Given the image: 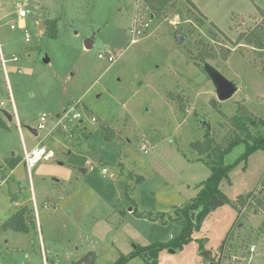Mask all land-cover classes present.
Listing matches in <instances>:
<instances>
[{
  "label": "rangeland",
  "instance_id": "obj_1",
  "mask_svg": "<svg viewBox=\"0 0 264 264\" xmlns=\"http://www.w3.org/2000/svg\"><path fill=\"white\" fill-rule=\"evenodd\" d=\"M19 5L29 12L24 28ZM0 7V44L12 59L6 68L0 59V117L10 126L0 128V224L27 209L32 230L8 233L23 251L18 263L74 264L93 252V264H116L135 246L170 241L183 228L178 212L213 172L212 153L200 150L206 139L226 148L239 132L232 121L249 118L257 121L253 136H264V49L253 42L264 33V0H170L160 13L144 0H0ZM137 18L148 27L133 43ZM206 63L236 84L231 100H218ZM73 106L85 121L63 118ZM14 109L20 121L25 109L36 130L47 115L38 138L22 122L27 148H45L31 173L24 165L8 173L24 157ZM244 152L241 144L226 156L235 166L220 184L234 206L212 212L190 244L162 251L157 264H226L254 251L264 264V151L237 163Z\"/></svg>",
  "mask_w": 264,
  "mask_h": 264
},
{
  "label": "trees",
  "instance_id": "obj_2",
  "mask_svg": "<svg viewBox=\"0 0 264 264\" xmlns=\"http://www.w3.org/2000/svg\"><path fill=\"white\" fill-rule=\"evenodd\" d=\"M148 7H151L155 12L160 13L170 0H144ZM58 20L51 21L52 36L56 35ZM263 34V37H262ZM254 43L257 44L259 49H264V33L258 32L254 35ZM205 61V58H204ZM238 134L235 138L229 140L226 148L220 145L216 146L214 141L207 138L205 145L200 148L202 153H212L214 167L211 176L203 184V188L192 201L191 204L181 209L178 214V218L183 223V228L180 234L167 242H156L146 247L135 246L134 251L127 257L120 258L116 264H129L133 260L142 259L147 264L156 263L160 253L164 250H176L182 249L184 246L190 244L194 232L199 229L202 221L208 217L212 212L226 206L232 205L231 199L220 190L221 182L228 177V174L234 165H226L225 158L229 155L234 147L241 144L245 145L244 154L237 160V163L246 161L251 155L257 151H264V136H253L250 127L255 126L257 121L249 118L247 121H232ZM0 127H5L4 123L0 120ZM216 147H212V145ZM16 164H12V168H15ZM243 198L240 197L241 202ZM132 206L137 210L136 204L132 201ZM234 206V205H232ZM236 207V206H235ZM135 213V210H133ZM29 213L27 209H22L19 213L14 215L4 226L11 228L19 233L28 234L30 229L27 223L24 221V215ZM138 214V213H137ZM136 214V215H137ZM138 218L144 217L142 214L137 215ZM152 220V219H151ZM154 221V220H153ZM164 225L167 223H163ZM31 225L33 223L31 222Z\"/></svg>",
  "mask_w": 264,
  "mask_h": 264
},
{
  "label": "crops",
  "instance_id": "obj_3",
  "mask_svg": "<svg viewBox=\"0 0 264 264\" xmlns=\"http://www.w3.org/2000/svg\"><path fill=\"white\" fill-rule=\"evenodd\" d=\"M19 7H20V10H24V8H23V5H19ZM22 8V9H21ZM19 10V11H20ZM0 13H1V7H0ZM10 14V13H9ZM6 16V15H5ZM20 19V18H19ZM21 21H20V24H19V27L20 28H24L25 27V25H26V22L24 21V20H22V19H20ZM134 21V20H133ZM40 23H42V22H40ZM44 23V22H43ZM14 25V24H13ZM58 25V24H57ZM12 26V25H11ZM12 29V28H11ZM15 29H16V25H15ZM12 30H14V29H12ZM38 34H40V32H39V30H38ZM25 41H26V37H25ZM88 41V40H87ZM86 41V42H87ZM86 44V43H85ZM93 46H94V42H93ZM93 46H92V48H93ZM2 53H3V57L6 59V55L4 54V51H3V47H2ZM14 58V57H13ZM46 59V58H45ZM49 59V58H48ZM6 60H8V59H6ZM12 60V59H11ZM11 60H8L7 61V63L9 62V61H11ZM50 59H49V63L48 64H50ZM2 63V62H1ZM7 63H6V65H7ZM5 65V66H6ZM4 68H6V67H4ZM6 70V69H5ZM78 104V103H77ZM3 112V111H2ZM9 113V112H8ZM20 113L22 114V118H23V121L21 120H19V125H18V123H17V128H18V130H19V133H20V136H21V138H22V141H23V145H24V152H25V150L26 151H31V150H33V149H35V148H31V150H29L28 148H27V146H26V143H25V138H24V136H25V131L23 130V126H22V122L24 123V127L26 128V129H28L29 130V132H30V134L32 135V136H35V137H39L40 136V132H39V128L36 130L35 128H33V126H31L32 125V121H31V119L29 118V116H28V114L26 113V110L25 109H23V111H20ZM44 115H46L45 113L44 114H42V116H41V118H40V121H41V119H42V117L44 116ZM12 116V115H11ZM47 116V115H46ZM46 119H47V117H46ZM0 120L4 123V126L5 127H0L1 129H8L9 127H7L6 126V123L4 122V120L0 117ZM8 120V119H7ZM9 121V120H8ZM9 122H13V118H12V121H9ZM45 122H47V121H45ZM41 123V122H40ZM39 123V124H40ZM39 126V125H38ZM46 126V125H45ZM33 130H36L37 131V134H35L34 132H33ZM45 130H46V127H45ZM29 134V133H28ZM29 134V135H30ZM44 138V137H43ZM43 147V146H42ZM13 156H16V155H13ZM23 158V157H22ZM16 164V166H15V168H12V164ZM21 165H24L25 166V164H24V162L22 161V164H18L17 162L15 163L14 161L10 164V168H8V173L10 172L11 174H14V172L18 169V167H20ZM22 167V166H21ZM2 168V166H0V169ZM25 168H26V166H25ZM18 189H19V187L17 188V191H18ZM13 199V198H12ZM13 201V200H12ZM13 203L15 204V205H19L16 201H13ZM132 210V209H131ZM24 221L26 222L27 220H26V215H24ZM32 222V221H31ZM0 227H2L1 229V232H0V240H2V239H5V244H4V250L3 249H1L0 250V264H29L30 262H28L26 259H25V261H22V262H20V263H18V261L16 260V258L19 256V249H17L16 247H14L13 245H14V243H17L16 242V240L15 239H7V236H8V233L9 232H13V233H16V234H23V235H30V233H31V229H30V231H29V233L28 234H24V233H19V232H16L15 230H12L11 228H6L5 226H4V224L2 223V224H0ZM13 247L12 249H16V250H12L10 247ZM51 247V246H50ZM10 249L11 251L9 252V251H7V249ZM252 249H256V247L255 246H253L252 247ZM5 251H6V253H5ZM14 251V253H12L11 254V252H13ZM20 252H23V251H20ZM221 252V251H220ZM218 253V252H217ZM216 253V254H217ZM221 254V253H220ZM222 255V254H221ZM260 255V256H259ZM258 255V253L256 254V256L258 257L259 256V260H260V258H262V255H261V253ZM264 256V255H263ZM215 257V260H216V258H217V255H213V258ZM257 257H256V259H255V251L252 253V254H250L249 256H248V258H247V256L246 257H242L241 259H243L244 261H247V264H257V261H258V259H257ZM205 258V257H204ZM82 259H84V257H82V258H78L77 260H74L73 262H75L74 264H76L77 262H79L80 260H82ZM239 257H236V261H233V262H237V261H240L241 260ZM214 260V259H213ZM213 262V261H212ZM211 262V263H212ZM232 261H230V260H227L225 263L226 264H232L233 263ZM261 262V261H260ZM47 264V262H46V257H45V260H44V264ZM207 263V262H206ZM207 264H209V263H207Z\"/></svg>",
  "mask_w": 264,
  "mask_h": 264
},
{
  "label": "built area",
  "instance_id": "obj_4",
  "mask_svg": "<svg viewBox=\"0 0 264 264\" xmlns=\"http://www.w3.org/2000/svg\"><path fill=\"white\" fill-rule=\"evenodd\" d=\"M29 12L27 10H20L19 11V18L20 19H25L27 16H28ZM148 25L144 24L142 19H136L133 27L131 28V33H132V37L133 38V43L137 41V39L140 38V36L143 34V32L145 31V28H147ZM12 29H15V25H12L11 26ZM138 37V38H137ZM30 41V35L29 34H26V42H29ZM99 58L100 59H103L104 58V55L103 54H100L99 55ZM0 59H1V62L2 64L6 65L7 61L4 57H3V53H2V45L0 44ZM13 61H18V58L17 57H14L13 58ZM116 61V58H114L112 55L109 56V62L111 63H114ZM10 102L11 104L14 105V101H13V98H10ZM77 104H75L76 106ZM5 106V102L4 101H0V107H3ZM14 115H15V119L18 123V125L20 124L19 123V119L17 117V112L16 110L14 109ZM70 115L71 116V120H77V121H85L86 120V114L85 112L83 113L82 109H79L78 108L76 109L74 106L71 108V109H68L64 115L63 118H68ZM46 115H44L41 119V123L39 124L38 128L40 130H45V121H46ZM12 118H14L12 116ZM92 121H96V119H92ZM65 127V126H64ZM66 129V128H65ZM70 136H71V133H68ZM45 157V148L44 147H40V148H35L31 151H26L24 152V157H23V162L27 168V171L29 173H31L30 171L36 167ZM107 170L104 171V174H106ZM252 251H254V249H252Z\"/></svg>",
  "mask_w": 264,
  "mask_h": 264
},
{
  "label": "water",
  "instance_id": "obj_5",
  "mask_svg": "<svg viewBox=\"0 0 264 264\" xmlns=\"http://www.w3.org/2000/svg\"><path fill=\"white\" fill-rule=\"evenodd\" d=\"M43 27H44V23L42 22L40 23L39 32H40V29ZM176 39L179 43H182L184 41V38L181 37L180 35H176ZM90 43H91V40H88L85 44L86 47H90ZM44 63L48 64L49 59L48 58L44 59ZM204 69L214 85L217 98L220 102L229 101L236 95V93L238 92V89L234 82H231L228 79H226L214 67H212L211 65L207 63L204 65ZM3 115L9 121H12V116L7 111H3ZM33 132L37 134L36 130H33ZM81 171L86 172V170H83V169H81ZM11 186H12V190L16 191L17 185L13 183ZM204 257H206L209 260L212 259L210 253H205ZM94 258H95V254L91 252L86 257H84V259L80 260L76 264H93Z\"/></svg>",
  "mask_w": 264,
  "mask_h": 264
}]
</instances>
